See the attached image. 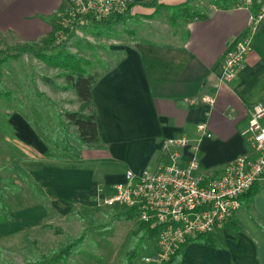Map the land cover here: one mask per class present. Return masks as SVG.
Instances as JSON below:
<instances>
[{"label":"crops","instance_id":"crops-1","mask_svg":"<svg viewBox=\"0 0 264 264\" xmlns=\"http://www.w3.org/2000/svg\"><path fill=\"white\" fill-rule=\"evenodd\" d=\"M132 1L136 3L133 19L146 20L150 26L136 30L132 37H110L106 38L109 43L87 48L102 47L104 52L92 89L100 141L75 152L71 161L58 159L56 166L65 173L56 185L62 180L63 189L78 202L93 203L97 196L113 195L128 169L138 174L154 170L172 160L175 152L182 156L180 161L197 157L203 169L221 168L250 150L242 132L250 109L264 101V22L257 24L254 50L237 76L223 83L226 51L249 29L252 14L248 10L210 6L201 12L203 17L184 20L182 32H177L164 17H150L156 7L142 3L151 0ZM187 1L159 0L158 4L182 6ZM72 3L0 0V50L43 44L54 34L56 19ZM164 21L169 28L156 29ZM69 91L77 100L73 110H79L78 95ZM204 96L215 97L214 105L205 102ZM201 123L207 124L212 137L200 135ZM21 128L26 141L40 150L46 147L31 124L25 121ZM178 136L200 138L199 149L164 146L166 138ZM257 185L249 200L243 197L231 221L209 235L211 244L190 243L176 264H264V179Z\"/></svg>","mask_w":264,"mask_h":264},{"label":"rangeland","instance_id":"rangeland-1","mask_svg":"<svg viewBox=\"0 0 264 264\" xmlns=\"http://www.w3.org/2000/svg\"><path fill=\"white\" fill-rule=\"evenodd\" d=\"M189 5L202 12L213 3L210 0H193ZM162 10L159 11L162 14L158 15L168 21L167 9ZM183 18H178L177 26L170 28L182 32ZM61 20L60 15L56 19L55 29L61 25ZM167 21L162 26L156 25V29L169 28L165 27ZM150 24L146 20L131 19L102 30L107 33L103 36H95L89 27L84 29L79 25L69 50L84 57L88 61V71L96 74L100 69L98 61L104 52L102 47L88 50L93 44L109 43L106 38L110 37H132L136 30L145 29ZM82 25L88 26L89 23ZM52 36L57 37L58 41L64 34L54 30L50 38ZM49 39L43 44L42 41L35 42L33 46L37 50L42 46L45 48ZM9 53L13 56L9 58L12 67L0 65V79L5 88L13 91L12 99L0 95V187L6 191L12 218L11 221H0V264L44 263L80 239L81 245L67 263L56 261L51 264H124L125 252L136 244L142 230L139 220L117 219V215L126 208L121 203L109 204L106 199L110 195L97 196L93 203L78 202L70 198L69 191L63 189L62 180V184L56 185L59 178L65 176L64 171L56 169L58 159L68 157L66 160L71 161L81 144L77 139V127L70 124L66 128L58 121L60 116L68 122L65 110H73L77 106L74 93L55 88L43 79L48 76L54 82L65 84L64 77L60 75L62 69L43 57L52 50L46 48L43 56L17 50H9ZM25 121L36 129L45 143L43 150L25 140V131L20 129ZM68 176L72 177L70 173ZM8 180L18 184L19 190L15 191ZM46 224L62 228L63 231L56 232L54 228H47ZM157 254L155 243L148 241L135 264H163ZM146 256L150 257V261L144 259Z\"/></svg>","mask_w":264,"mask_h":264},{"label":"built area","instance_id":"built-area-1","mask_svg":"<svg viewBox=\"0 0 264 264\" xmlns=\"http://www.w3.org/2000/svg\"><path fill=\"white\" fill-rule=\"evenodd\" d=\"M132 0H73L70 8L61 14V25H66L65 14H91L97 19L110 18L130 8ZM229 9H246L251 24L226 51L222 82L233 80L246 57L254 50V32L264 22V0H228ZM213 8H218L215 4ZM134 11V7L130 8ZM60 34L63 35L62 32ZM212 106L215 97L204 96ZM201 136L212 137L206 123L197 126ZM250 150L243 156L217 169H203L197 157L180 161L175 152L172 160L162 162L156 169L141 174L128 169L125 179L115 185V192L107 202L124 205L137 213L156 233L157 257L162 262L200 235H212L228 224L242 206L249 190L264 179V101L249 111V123L242 132ZM199 139L186 136L169 137L166 148L199 149ZM150 261V257H144Z\"/></svg>","mask_w":264,"mask_h":264},{"label":"trees","instance_id":"trees-1","mask_svg":"<svg viewBox=\"0 0 264 264\" xmlns=\"http://www.w3.org/2000/svg\"><path fill=\"white\" fill-rule=\"evenodd\" d=\"M191 0H188L185 5L182 6H167L163 4H158L159 0H151L146 3H142V6L146 7H156L155 15H158L162 8L167 9L168 11V21L172 26H177L178 18H183V20H188L190 18H195V14H199L198 17H203L204 15L201 12L194 10L190 4ZM213 4H215L218 8H229L228 0H210ZM136 5L135 2H132L130 8ZM127 11L112 16L110 18H101L97 19L91 14H75L71 16L70 14H65V18L68 19V23L66 25H60L55 31L57 33L62 32L64 37L61 40L57 41V37L52 36L48 42H46V47H40L38 50L31 44L20 45L12 47V49L8 50H0V65L11 68L12 65L9 61L10 56L9 50H17L20 53H29L34 52L39 56H43V51L46 48H50L52 53L49 55H44L43 57L46 60L62 69L60 75L64 77L65 84H60L58 82H54V80L48 76H44V80L50 83L55 88L60 90H73L77 95L79 100L81 101V106L79 110H65V117L68 122H65L60 116L58 117V121L60 125L65 126L66 128L72 124L77 127V139L79 140L81 147L77 149L76 153H79L83 148H92L95 147L100 139L98 133L97 126V112L94 107L92 89L96 82V75L91 74L88 71L87 65L88 61L77 53H73L69 50L70 42L75 38L76 29L79 25H81L84 29L88 27L91 29L90 32L96 36H103L106 28H112L114 25L118 23H126L129 20L133 19L134 11L131 9ZM182 12V13H181ZM183 12H188L187 14ZM154 17V15L150 16ZM88 22V26H83L82 23ZM59 39V38H58ZM81 48V46H79ZM18 57V56H15ZM0 95L6 97L8 99H12L13 91L5 88L4 84L0 79ZM85 110H89V113H85ZM12 184V187L15 191L19 190V185L14 183L13 180H8ZM258 185L255 184L248 193H246V200L257 191ZM7 194L6 191L0 187V221H11V211L7 204ZM117 219H137V213L131 210H126L120 212L117 215ZM142 230L140 231V235L136 238V244L129 248L123 257L124 264H135L136 259L139 256L140 251L144 248L148 241H153L156 243V233L149 228L143 222H139ZM47 228L53 229L56 232H62V228L53 227L50 224L45 225ZM83 239V237H82ZM82 240L72 243L68 245L61 254L57 255L55 258H52L50 261H44V263L39 264H51L56 261H63L67 263L70 259L71 255L77 251V248L81 245ZM192 242L198 243H207L211 244L213 239L209 235H200L197 238L192 239L188 243H186L182 249H180L176 254L171 256L168 260L164 261L163 264H176L181 256L183 255L184 249ZM50 262V263H49Z\"/></svg>","mask_w":264,"mask_h":264}]
</instances>
